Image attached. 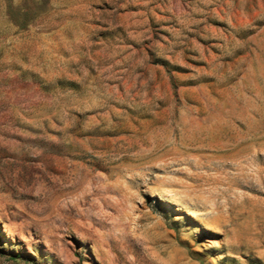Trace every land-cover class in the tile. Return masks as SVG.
Instances as JSON below:
<instances>
[{"label": "rangeland", "instance_id": "obj_1", "mask_svg": "<svg viewBox=\"0 0 264 264\" xmlns=\"http://www.w3.org/2000/svg\"><path fill=\"white\" fill-rule=\"evenodd\" d=\"M0 264H264V0H0Z\"/></svg>", "mask_w": 264, "mask_h": 264}]
</instances>
